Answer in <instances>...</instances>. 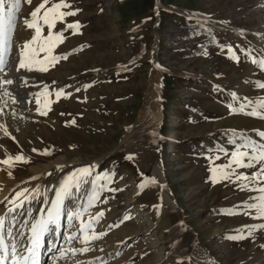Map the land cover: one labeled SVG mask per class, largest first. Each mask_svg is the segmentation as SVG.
<instances>
[{
  "label": "rangeland",
  "instance_id": "374dc122",
  "mask_svg": "<svg viewBox=\"0 0 264 264\" xmlns=\"http://www.w3.org/2000/svg\"><path fill=\"white\" fill-rule=\"evenodd\" d=\"M39 2L21 4L13 36ZM69 2L80 11L67 20L79 21L82 34L65 33L68 38L53 54L71 53L68 59L43 76L35 73L27 79L33 85H48L49 92L63 88L69 95L58 100L54 92L47 98L41 95L38 106L35 94L44 89L38 86L36 93L24 92L29 97L16 106L20 113L3 108L0 123L9 136L0 131V160L22 154L29 162L0 165V195L11 198L18 190L39 186L52 198L65 175L95 164L92 177L114 172L107 187L116 191L100 192V200L89 209L92 215L104 210L95 231L106 234L90 241V251L71 256L74 264H254L264 254V229L247 233L264 220L245 215L242 202H250L255 193L241 191L229 181L213 184L209 167L226 163V158L205 157L216 154V145L230 152L233 130L264 143L256 135L264 131V120L233 114L229 108L239 107L231 93L241 102L264 100V89L256 86L264 82V72L251 62L264 56V0ZM189 14L194 18L188 19ZM27 34L30 40L34 32L29 29ZM228 46L238 63L228 57ZM241 49L251 54L246 56ZM46 102L47 115L41 116L36 108L43 109ZM45 149L52 151L40 154ZM129 155L133 159H126ZM57 159L67 165L63 171L41 184L31 180L40 177L31 168ZM156 169L179 216L161 202L155 185L138 188L144 177L153 178ZM254 170L237 169L247 175ZM90 191L91 184L85 185L79 198L66 201L65 208L86 201ZM8 207H3L5 212ZM40 207L42 197L33 201L34 216ZM229 210L235 214H225ZM26 215V205L17 210L22 223ZM73 224L79 228L76 221L67 225L64 217L60 244ZM53 233L44 237V244ZM238 233L247 235L228 238ZM72 245L84 246L76 241Z\"/></svg>",
  "mask_w": 264,
  "mask_h": 264
},
{
  "label": "snow or ice",
  "instance_id": "6c2138e0",
  "mask_svg": "<svg viewBox=\"0 0 264 264\" xmlns=\"http://www.w3.org/2000/svg\"><path fill=\"white\" fill-rule=\"evenodd\" d=\"M31 4L32 0H0V73L7 76L5 71L7 61L5 55L10 54L12 49V37L16 27L17 15L21 10V4ZM79 9H73L69 0H40V2L30 11L31 19L25 18L23 21L24 26L27 29H32L34 34L31 35L30 40L23 42L19 51V61L16 65V70L24 69L27 72H40L45 73L49 71L50 67H54L62 60H67L71 53L53 54L58 45L63 44L68 38V35L82 34L79 32L82 25L79 21L68 22V17H75ZM194 14H189L188 19H193ZM57 23L62 25L57 29ZM202 26V25H201ZM46 28V35L44 29ZM82 50V46H80ZM75 51V50H72ZM241 52L248 56L251 54L248 49H241ZM43 53V57L40 54ZM228 57L235 62H239V57L231 46L227 47ZM207 55V53H204ZM261 72H264V56L259 59L253 58L251 61ZM132 63H135L133 60ZM155 67L160 69L161 66L156 64ZM120 66H118V71ZM124 70H129L124 67ZM14 81L12 79H5L0 77V115H3V108L7 106L6 97L11 98L12 103L16 104L17 100L11 95L5 85H11ZM52 81V84H55ZM25 86H27V80H24ZM260 89H264V82H259L256 85ZM90 85H84L87 89ZM75 91L79 92L80 89ZM55 97L60 99L61 97L67 98L69 95L65 93L63 88L53 89ZM52 92L48 91V85L44 86L42 92L35 94V103L40 105L41 95L47 98L52 95ZM233 101L239 104V107L232 108L229 106L230 111L233 114H244L254 118L264 120V100H257L256 102L245 98L246 102H241L240 98L231 93ZM49 104L46 102L44 108H36V112L41 115H47ZM250 109V111H248ZM13 115L15 111L13 110ZM72 123H75L74 121ZM0 131H3L5 136H9L7 127L0 123ZM234 139L229 140V143L233 145V149L229 152L227 149L220 145H216L215 155H208L205 158L209 161H215L221 159V154L226 158V163L210 166L209 171L212 173L211 182L213 184L221 181H229L236 183L241 191L248 190L255 195L250 197V202H242V207L245 210V215H250L252 219L264 220V143H257L255 140L245 135L244 132L237 134L233 130L231 134ZM256 135L264 141V131H258ZM239 141V143H237ZM211 149L209 152L211 153ZM33 152H38L37 149H33ZM44 155L50 154L49 149H45ZM126 159H133L131 155ZM13 162L28 163V158L22 154H18L15 157H7L0 160V165L12 166ZM259 166V167H257ZM63 165H57V171H63ZM96 168L95 164H89L87 166L78 167L75 171L69 172L59 182L58 186L54 187V196L49 198L48 189L44 192L40 191L39 186L29 189L23 188L15 192L13 196L5 197L0 204L7 208V212L0 216V264H40V249L42 247V241L44 237L51 233H59L61 229L62 217H67L69 224L73 221L79 223L78 233L65 232L64 245L55 249L53 262L63 259L68 253L75 256L77 253H85L90 251L88 246L90 241L99 239L105 235V232L97 233L95 231V225L100 222V219L104 216V210H100L92 215L89 213V209L96 205V202L100 200V192L116 191V189L108 188L107 185L113 182L114 172H105L103 176L97 174L92 177V170ZM237 169H255L250 175L244 172H239ZM51 172L46 175H51ZM11 175V173H9ZM40 177L33 176L31 180H38ZM103 183H98L99 181ZM158 182L155 178L144 177L143 181L138 185V188L143 190L146 185H156ZM91 184V191L87 193L86 201L73 209H66L65 202L69 200L78 199L79 193L84 190V186ZM161 190L164 185L159 184ZM42 197L44 207L38 209V215H33L32 204L34 200ZM107 203L106 200L101 201ZM27 204V215L23 219L21 224L22 230H16V214L17 209H22ZM9 214H11L9 223ZM88 214V219L84 220L83 217ZM225 214H235L230 210ZM129 219L128 216H124L123 220ZM119 226L118 224L116 225ZM109 227H112L110 224ZM7 231L5 232V229ZM23 229H26L23 230ZM264 229V223L254 225L253 228L248 229L247 234H251L253 230ZM238 233L235 236L228 237L229 239L239 240L245 238V235ZM73 241L84 245L80 248L72 247ZM52 248V245H49ZM101 264H107L106 261H101Z\"/></svg>",
  "mask_w": 264,
  "mask_h": 264
},
{
  "label": "bare ground",
  "instance_id": "6f19581e",
  "mask_svg": "<svg viewBox=\"0 0 264 264\" xmlns=\"http://www.w3.org/2000/svg\"><path fill=\"white\" fill-rule=\"evenodd\" d=\"M23 21L24 20L20 21L19 30H18L17 33L14 34V36L12 38L13 43H12V49H11L10 54H6L5 55V60L7 61V66H6L5 71L7 72V76H4L3 73H0V77L5 78V79H9L10 78V79H12L14 81L13 84L4 86V88H6L8 90V92H10L11 95L13 97H15V99L17 100V103L13 104L11 98H8V97L5 98L7 100V107H8V109L12 110L11 111L12 114H13V110L15 111V113H18L19 111H17L18 109L16 110V108H17L16 106L19 103H21L22 101H26V99H28L27 97H29V96L26 93H24L25 91L28 90L29 93L32 94L36 90H38V86L40 88L44 87L43 85H33L32 83H29V82H27V86H25V84H24V80L25 79L27 80L30 75H33V74L36 73L39 76H43L44 73H40V72H36V71L27 72L24 69H20L19 71L16 70V65L18 64V61H19L20 47H22V44L25 41V39H26V37L28 35L27 34L28 30H29V29L26 28V26H24ZM0 91H2V89H0ZM21 106H19V107H21ZM17 116H18V114H17ZM57 165H63L64 168L67 166L66 164H64L62 162L61 159H57V160H54V161H50V162H48L45 165L33 167V168L30 169V171L34 172V173H38V175L40 176L39 184H41L46 178L50 177L53 173H55L54 175H57V174H59L61 172V171H57L56 170V166ZM48 172H51L52 174L51 175H46V173H48ZM153 178H155L157 180V182H158L155 186H156V189L159 192V195H160L159 198H160L161 202L167 204L175 212L176 216H179L180 210H179L178 206L176 205L175 200H173L172 197H170L169 190H168L167 186L165 185L163 179L159 175L157 169L153 173ZM159 184H163L164 185L163 190L160 189ZM0 196H1L0 197V201H3L5 197H2L3 195H0ZM9 199H10V197H9ZM25 205H26V210H27L28 205L27 204H25ZM3 207H4V205L0 204V216L4 215L5 209H3ZM17 210H19V209H17ZM9 215H10L9 216V223H10L11 222V220H10L11 214H9ZM177 220H178V218H177ZM68 223L69 222L67 220V225H68ZM21 224H22L21 220H18L17 217H16V230H22L21 229ZM61 226L64 227V217H62V219H61ZM76 228H77V225L73 224L72 227L70 228V226H69L65 232H73ZM53 234H54L53 235V239L52 238L49 239V241H48L49 243L47 242V245L43 243L44 239L42 241V247L40 249V258H39L40 259V264H43V258L48 253L50 254L49 255L50 260H49V262L45 261V264H54L53 256H54L55 249L60 247V246H62V245L67 247L65 245V241L60 244V232L58 234L54 232ZM49 245H52L51 249L49 248ZM71 256H72L71 253H68L63 259L56 261V264H70L69 261L71 262V260H73V259H71ZM71 263L74 264L73 262H71ZM254 264H264V254L260 255L255 260Z\"/></svg>",
  "mask_w": 264,
  "mask_h": 264
}]
</instances>
